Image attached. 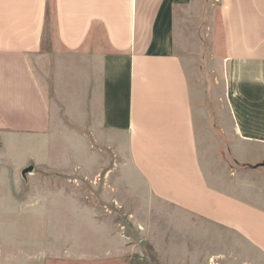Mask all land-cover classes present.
Here are the masks:
<instances>
[{
	"label": "crops",
	"instance_id": "obj_1",
	"mask_svg": "<svg viewBox=\"0 0 264 264\" xmlns=\"http://www.w3.org/2000/svg\"><path fill=\"white\" fill-rule=\"evenodd\" d=\"M201 64L220 69L214 118ZM216 138L264 159V0H0V169L124 153L191 248L218 240L258 264L264 207L218 168Z\"/></svg>",
	"mask_w": 264,
	"mask_h": 264
},
{
	"label": "rangeland",
	"instance_id": "obj_2",
	"mask_svg": "<svg viewBox=\"0 0 264 264\" xmlns=\"http://www.w3.org/2000/svg\"><path fill=\"white\" fill-rule=\"evenodd\" d=\"M197 77L199 105L214 118L224 103L220 69L201 64ZM224 140L212 144L218 168L231 183L238 175L253 184L243 189L244 197L264 207L260 150ZM206 147L201 144L202 154ZM103 152L93 166L66 171L0 169V264H252L218 240L210 250L191 248L185 240L190 234L173 233V212L147 192L126 155Z\"/></svg>",
	"mask_w": 264,
	"mask_h": 264
},
{
	"label": "water",
	"instance_id": "obj_3",
	"mask_svg": "<svg viewBox=\"0 0 264 264\" xmlns=\"http://www.w3.org/2000/svg\"><path fill=\"white\" fill-rule=\"evenodd\" d=\"M31 171H32V168L25 170V172H31Z\"/></svg>",
	"mask_w": 264,
	"mask_h": 264
}]
</instances>
